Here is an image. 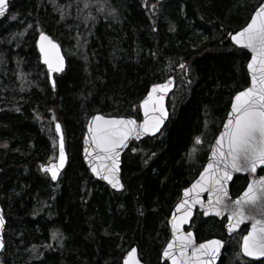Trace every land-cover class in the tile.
Listing matches in <instances>:
<instances>
[{"label": "trees", "instance_id": "16d2710c", "mask_svg": "<svg viewBox=\"0 0 264 264\" xmlns=\"http://www.w3.org/2000/svg\"><path fill=\"white\" fill-rule=\"evenodd\" d=\"M261 0H14L0 20V202L7 219L2 264H121L133 245L161 262L168 217L199 173L233 94L249 83V53L229 33ZM58 40L68 67L48 82L35 40ZM174 74L162 132L132 141L122 160L125 188L95 179L81 155L88 118H141L149 86ZM69 162L53 183L40 167L56 155L54 122ZM199 137V140L196 138ZM202 142V145L200 144ZM264 171V170H263ZM247 182L234 179L237 195ZM198 240L224 235V220L196 213ZM219 264L245 260L238 248Z\"/></svg>", "mask_w": 264, "mask_h": 264}, {"label": "snow or ice", "instance_id": "6c2138e0", "mask_svg": "<svg viewBox=\"0 0 264 264\" xmlns=\"http://www.w3.org/2000/svg\"><path fill=\"white\" fill-rule=\"evenodd\" d=\"M6 7L5 0H0V15L5 13ZM229 36L235 45L251 50V59L247 64L248 69L252 72L251 85L242 91L236 92L232 98L231 111L225 121L224 131L216 138L217 146L221 149L226 148L227 151L217 153L214 149L213 155H218V163L214 166L210 162L201 172L197 184L193 185L194 189L200 188V190H203L205 184L210 181L211 190L209 192L208 208L214 210L217 215L224 214L220 206L228 195L225 184L231 178V170H251L254 172L258 165H264V3L256 8L246 26L241 27L234 33H229ZM41 40L48 42L47 47L43 43L40 47L48 64L49 73L53 68L57 72L60 71L63 68V58L56 52L57 46L44 33H41ZM54 52L55 55H53ZM257 64L258 67H255L254 65ZM169 86L167 83L154 84L152 88L166 91ZM141 106L144 108L145 119L139 125L131 117L105 118L100 115L94 117L95 126L90 125L92 144L104 154L103 157L97 156V159L102 158L111 162V166L106 169L104 165H101V168L107 173L104 175V179L109 180L115 188L122 187L115 176L118 171V147L123 145L127 137L136 131H139L141 135L145 132L155 133L163 123V116L167 114L163 105V97L154 98L151 91L141 101ZM149 113L152 114L149 115ZM56 130L57 132L60 131L59 123L56 124ZM196 139L199 140V137ZM63 161L64 148L61 140L59 163L42 165L41 168H46L51 173L52 179L55 180L58 169L63 167ZM221 164L224 165L223 168L220 167ZM93 171H97L95 166H93ZM100 174V172H97V175ZM184 192L188 193L189 189L185 188ZM213 193L215 194V204L211 203ZM258 200L260 201L259 207L264 210V176L260 177L258 185L250 182L242 197L237 198L232 207L226 204L223 205L229 212L230 230L235 226V223L248 218L244 205L257 204ZM196 201L203 203L199 201V196L196 197ZM186 203V201H181L176 205V208L179 209ZM191 214L189 208L184 216L179 219V223H182ZM233 221L235 223H232ZM3 223V217L0 216V225H3ZM172 224L174 229L178 228L176 217H173ZM192 235V232H187L179 237H173L174 240L179 241L182 258H188L186 249L189 244H192ZM223 243L222 240L213 238L198 245H193L191 251L195 260L191 264H212ZM2 246V243H0V247ZM168 247H173L172 241H169ZM242 251L248 256H264V227H260L257 231L256 224H253V230L243 237ZM135 252L136 249L133 247L125 257L124 264H130L128 258L133 257ZM169 255L170 253L166 248L164 256ZM132 264H139V261L133 260ZM172 264H178L175 256H172Z\"/></svg>", "mask_w": 264, "mask_h": 264}, {"label": "water", "instance_id": "95a60500", "mask_svg": "<svg viewBox=\"0 0 264 264\" xmlns=\"http://www.w3.org/2000/svg\"><path fill=\"white\" fill-rule=\"evenodd\" d=\"M11 1H13V0H5L7 7L5 9V13L3 15H0V19H2L9 12V4H10ZM261 3H264V0H261V2L258 4V6L256 8H258ZM256 8H255V10H256ZM255 10L253 11V13L255 12ZM250 19H251V17H250ZM246 24L244 26H246ZM238 30H236V31H238ZM41 33H44L45 36L50 38V40L55 43V45L57 46L56 52H58L59 56L63 58V68L60 71H58V72L55 70V68H53L51 70V73H49L48 64L46 62V59L44 58V54L41 52V47H40L42 43L45 44V46L47 47L48 42L41 40ZM230 42H231V44L234 47H236L238 49L246 50L249 53V60L251 59V50L250 49H246V48H243L242 46L235 45V43L231 40V38H230ZM36 46H37V49H38L39 54H40V61H41L42 64L45 65V68H46V70L48 72L49 83L52 86H55V83H56L55 75L56 74H61L67 67V58H66V56H65V54H64V52L62 50V47H61V45L59 44L58 41L53 39L52 36L50 34H48L47 32H45V31H42V32H40L37 35ZM53 55H55V52L53 53ZM249 60H248V62H249ZM248 62H247V64H248ZM247 64H246V69H247L248 76H249V84L246 87H244V88H247V87H249L251 85L252 72L248 69ZM254 66L258 67V64L254 65ZM165 83L170 85L167 88L166 91L162 90V89H159V88H157V89H153L152 88V85H154V84H165ZM152 85L149 86L145 96L141 99V101H143L147 97L149 91H151L153 93V97L154 98L158 97V96H162L163 97V105H164V108H165L167 114L163 116V123L160 125V127L157 129V131L155 133L145 132L143 135H141V134H139V131H136V132L132 133L131 135H129L127 137V139H126V141H125V143L123 145L118 147V152H119L118 164H117L118 171L115 173V176L119 180L120 184L122 185L121 188L113 187L112 183H110L109 180L104 179V175H106L107 173L104 171V169L101 168V165H104V168L106 169L107 167L111 166V162L110 161H105L102 158L101 159H97V156L103 157L104 154H103L102 151L97 150L95 148V145L92 144V133L90 131V125L93 126V127L95 126L96 122L94 121V117L97 116V115H100V116L105 117V118H108V117H124V118L131 117L134 120H136L137 125H139L140 122H142L145 119V112H144V108L141 106V101H140V104H139L140 113H141V119H138V118H136L134 116H114V115H105L103 113H95V114L91 115L88 118L87 122H86L85 129H84V134H83V138H82V142H81V155H82L83 161H84L86 167L88 168L89 172L91 173V175L95 179L105 183L106 185L109 186V188H111L114 191H117V192L122 191L124 189V187H125V184L123 182L122 175H121V172H122L121 171L122 157H123L124 152L128 148L129 144L131 143V141H133V140L140 141V140H142V139H144V138H146L148 136H151V137L152 136H157L162 131V129L164 128L165 124L167 123V121L169 119L170 111H169L168 106H167V100H168V97H169L170 93L175 89V86H176L175 75H170V76L166 77L163 81H160V82H157V83H153ZM244 88H242V89H240L238 91H242ZM238 91H236V92H238ZM236 92L233 94L232 98L235 96ZM232 98H231V102H230L228 111L226 113L225 119H224V121L222 123V126H221L219 132L217 133V135L214 137V139L212 141V144L210 145V148L208 150V153H207V156H206V160H205V163H204L202 169L199 171L197 176L186 187H184L181 190L180 198L176 202V204L173 206V208H172V210L170 212V215L168 217V222H167L169 230H170V238L166 242L165 246L163 247V249L161 251V262L162 263L166 262L167 264H172V256H175L177 258V260H178V264H191V262L195 260V257H193L192 251H191L192 246L193 245H198V244L202 243L205 240H209V239H213V238L220 239V240H222L224 242L221 245L220 252L217 254L216 259L212 262V264H219L220 263L222 255H223V252H224V247H225L226 241H225V239L223 237H218V236H214V237H210V238H206V239L198 241L194 229L191 228L192 221H193V219L195 217L196 212L201 213L202 217H204V218H215L217 220L225 219L226 221H225V224H224V232H225V236L226 237L232 236V235L238 233L239 231H241L244 227H246L247 230L242 235L241 244H240V251H241L242 256L245 259L249 260V261H261V260H264V256H248L246 253H244L242 251L243 237L245 235H247L249 231L253 230V224L254 223L256 224V230L257 231L259 230L260 227H264V210H262L261 207H259L260 201L258 200L257 204H246V205H244L245 213H246L248 218L240 221L239 223H235V221H233L232 223H235V226L232 227L231 230L229 229V225H230V221L228 219L229 212L223 206L224 204H226L229 207H232L234 205V202L237 200V198L242 197L243 193L245 192V189L248 187V184L250 182L258 185V183L260 181V177L264 176V172L260 173V171L264 168V165H258L254 172L251 171V170H243V171H236L234 169L231 170V178L228 179L226 184H225V189L227 190L228 195L224 199L223 204L220 206L221 207V211H223V213H224L223 215H217V213L214 210H211V209L208 208V203L210 201L209 192L211 190L210 189V181L207 184H205V186L203 187V190H200V188H195V189L193 188V185L197 184V182L199 181L200 174H201V172L204 171L205 167H207L210 162L214 166L218 163L219 157H218V155L217 156L213 155L214 149H215V151L217 153L219 151H225V152L227 151L226 148L225 149H221L220 147L217 146L216 138L220 135V133L222 131H224L225 121L228 119V113L231 111ZM151 114L152 113H149V115H151ZM57 123H59V125H60V131L59 132H57V130H56V124ZM54 129H55V132H56V135H57V155H56L55 160H52V161H50V162H48L47 164H44V165H50V164L59 163L60 145H61V140H62L63 141V148H64L63 167H60L58 169L57 177H56L55 180L52 179L51 173L49 171H47L46 168L45 169L41 168V171L42 172H47L48 175L50 176L52 182L56 183L58 181L61 173L65 170V168H66V166L68 164L69 155L67 153L66 146H65V136H64V131H63L62 124L59 121H56L54 123ZM86 149H87V151H86ZM93 166L96 167L97 171H93ZM220 167L223 168L224 165L221 164ZM97 172H100L101 174L97 175ZM206 175H207V173H206ZM237 177H245L247 179V184H246L245 188L238 195L234 196L232 194V192H231V185H232L234 179L237 178ZM185 188L189 189L188 193L184 192ZM258 192H259V190L257 188V193ZM197 196H199V201H202L203 203L196 201V197ZM181 201H186L187 203L184 204L179 209L176 208V205L181 203ZM211 203H213V204L216 203L215 194L214 193H213V196H212V199H211ZM189 208L191 209V213L192 214L190 216L186 217L183 220L182 223H179V219L184 216V213ZM0 216H2L3 220H4L3 225H0V243H2V245H3L2 247H0V264H2L1 263V255H2V251H3L4 245H5L4 230L6 228L7 220H6L5 216H4V209H3V206L1 204V202H0ZM173 217L177 218L178 228H176V229L173 228V224H172ZM187 232H192L193 235H192V244H189L188 248L186 249V256L188 258L185 259V258L181 257V252H180V248H179V241L178 240H174L173 237L174 236L179 237L181 235L186 234ZM169 241H172V243H173V247H171V248L168 247ZM133 247L136 249V252L133 254V257H129L128 258L130 264H132L133 260H138L139 264H147L140 257L139 249H138V247L136 245L131 246L130 248H128L124 252V254L122 256V259H121V264H124L125 257L127 256L128 252ZM166 248L168 249V251L170 253V255L167 256V257L164 256V250Z\"/></svg>", "mask_w": 264, "mask_h": 264}, {"label": "rangeland", "instance_id": "374dc122", "mask_svg": "<svg viewBox=\"0 0 264 264\" xmlns=\"http://www.w3.org/2000/svg\"><path fill=\"white\" fill-rule=\"evenodd\" d=\"M70 57V54L67 55V58ZM172 97L169 96L168 100H170ZM200 144L202 145V142H200ZM241 235H242V232L230 237L228 239V242H227V249H226V255L227 256H230L229 254V250L233 251V249L235 248V246L238 248V251H240V240H241Z\"/></svg>", "mask_w": 264, "mask_h": 264}, {"label": "flooded vegetation", "instance_id": "af4514ba", "mask_svg": "<svg viewBox=\"0 0 264 264\" xmlns=\"http://www.w3.org/2000/svg\"><path fill=\"white\" fill-rule=\"evenodd\" d=\"M3 69H4V67H2L0 69L1 72H3ZM2 84H5V78L3 77V73L0 74V98L3 97V96H1V94H7L6 90L4 89L5 87L4 86L1 87Z\"/></svg>", "mask_w": 264, "mask_h": 264}]
</instances>
